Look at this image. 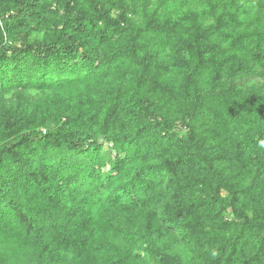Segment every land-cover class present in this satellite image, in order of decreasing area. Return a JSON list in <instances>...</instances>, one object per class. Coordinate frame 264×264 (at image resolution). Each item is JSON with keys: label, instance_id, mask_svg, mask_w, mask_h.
Masks as SVG:
<instances>
[{"label": "trees", "instance_id": "16d2710c", "mask_svg": "<svg viewBox=\"0 0 264 264\" xmlns=\"http://www.w3.org/2000/svg\"><path fill=\"white\" fill-rule=\"evenodd\" d=\"M0 264H264V0H0Z\"/></svg>", "mask_w": 264, "mask_h": 264}]
</instances>
